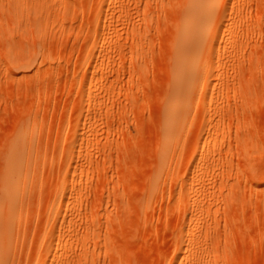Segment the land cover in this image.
<instances>
[{
  "label": "rangeland",
  "instance_id": "obj_1",
  "mask_svg": "<svg viewBox=\"0 0 264 264\" xmlns=\"http://www.w3.org/2000/svg\"><path fill=\"white\" fill-rule=\"evenodd\" d=\"M189 1L0 0L14 264H264V0Z\"/></svg>",
  "mask_w": 264,
  "mask_h": 264
},
{
  "label": "bare ground",
  "instance_id": "obj_2",
  "mask_svg": "<svg viewBox=\"0 0 264 264\" xmlns=\"http://www.w3.org/2000/svg\"><path fill=\"white\" fill-rule=\"evenodd\" d=\"M199 1L200 0L189 1L191 4V9H189L188 7L187 8L190 10L191 15L183 21L184 28L189 27V25H191L192 17L193 16L196 17V15H198L197 11L201 10V8H199V5L201 4H198L200 3ZM202 2L204 8L209 10V9H213L212 7L216 4L217 0H202ZM192 25L194 26L193 23ZM192 28L193 27H191V29ZM179 64L181 65L179 67L181 68V71L182 70L185 71L186 68L183 65L182 58L180 59ZM185 75L188 78L187 79L185 77L186 81L188 80L189 82V75H187V73H185ZM11 139H10L11 141L9 140L10 141L9 145H7L8 148L6 147L7 155L5 156L6 159H4L5 167H4L3 175H1L3 177V178L1 177L2 182L0 181V185L2 184L0 187V264H14V261L16 262V259L14 258L11 251H12L13 241L15 240V237L17 233H19V229H20L18 225V223L20 222H18V220H19V215L25 204L24 202L27 194L26 189L28 187L26 185V182L28 181V176L30 174V170H29L30 162L28 160L21 162L19 161V158H21L23 155L24 156L26 155V150L29 148V146H27V141H28L27 134L24 131L23 132L18 131L15 137ZM29 199L30 198L27 199L28 203H29ZM35 199L37 200V198Z\"/></svg>",
  "mask_w": 264,
  "mask_h": 264
}]
</instances>
